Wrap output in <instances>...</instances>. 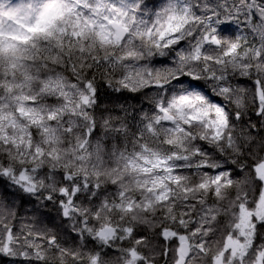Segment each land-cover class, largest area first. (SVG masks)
<instances>
[{
  "label": "snow or ice",
  "instance_id": "obj_1",
  "mask_svg": "<svg viewBox=\"0 0 264 264\" xmlns=\"http://www.w3.org/2000/svg\"><path fill=\"white\" fill-rule=\"evenodd\" d=\"M0 264H264V0H0Z\"/></svg>",
  "mask_w": 264,
  "mask_h": 264
}]
</instances>
